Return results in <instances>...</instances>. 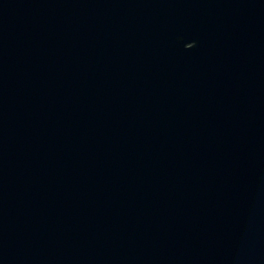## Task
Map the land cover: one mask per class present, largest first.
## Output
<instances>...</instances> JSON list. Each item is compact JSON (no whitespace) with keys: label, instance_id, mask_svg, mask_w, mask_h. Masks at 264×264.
Here are the masks:
<instances>
[{"label":"water","instance_id":"1","mask_svg":"<svg viewBox=\"0 0 264 264\" xmlns=\"http://www.w3.org/2000/svg\"><path fill=\"white\" fill-rule=\"evenodd\" d=\"M0 264H264V0H0Z\"/></svg>","mask_w":264,"mask_h":264}]
</instances>
